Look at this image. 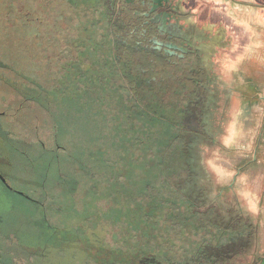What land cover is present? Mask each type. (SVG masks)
I'll list each match as a JSON object with an SVG mask.
<instances>
[{"label":"trees","instance_id":"16d2710c","mask_svg":"<svg viewBox=\"0 0 264 264\" xmlns=\"http://www.w3.org/2000/svg\"><path fill=\"white\" fill-rule=\"evenodd\" d=\"M36 1L0 0V105L5 107L0 125L30 133L40 152L42 145L47 154L41 165L43 182L34 181V188L39 187L34 203L44 208L46 246L41 250L46 248L47 264H211L208 246L218 245L225 235L223 220L215 208L201 210L203 201L184 196L174 186L189 175L190 168L186 135L163 115L166 104L178 106L183 100L179 82L169 78L161 58L153 65L144 50L130 63L116 58L105 5L102 50L98 54L96 45L92 48L96 53L88 46L95 66L102 70L93 79L95 87L86 89L64 80L59 85L65 95L60 96L67 99L57 107L32 103L33 90L43 99L54 80L62 77L52 72L50 57L41 54L44 48H37ZM44 3L41 0V6ZM51 10L56 31L69 44V31L75 35L77 28L66 31L59 23L62 13L52 6ZM57 45L50 49L66 47ZM13 76L21 87H10ZM90 92L94 97H89ZM57 181L70 182L72 188L56 190ZM108 188L113 199L131 204H118L119 211L102 210L99 201L107 199ZM57 200L70 207L52 206ZM114 216L129 223L117 233L104 220ZM45 235L37 236V245Z\"/></svg>","mask_w":264,"mask_h":264},{"label":"rangeland","instance_id":"374dc122","mask_svg":"<svg viewBox=\"0 0 264 264\" xmlns=\"http://www.w3.org/2000/svg\"><path fill=\"white\" fill-rule=\"evenodd\" d=\"M36 1V0H35ZM44 1V7L41 6V0L34 2L33 4V18L36 26L37 33V48L40 49L43 47L44 50L41 51L43 56L51 59L52 61V72L55 74H61L60 79L54 80V84H52V89H48V94L43 96V99L38 97L36 91L33 90V96L31 97L32 103H35L38 106H43L41 103L45 105V107L54 108L61 104V100L67 99L63 98L64 96H60L62 93L65 95V92L61 90V86L59 84L74 82L78 85L85 86L86 89L91 87H95V83L93 82L94 78H98L102 75V70H99L96 66V58L94 54L88 51V46H91L92 52L94 51L93 45L98 49L97 53L102 50V34L101 27L104 19L102 18L101 11L105 7L104 0H64L63 4H56L57 0H42ZM221 1V0H218ZM51 6L54 10H58L62 13L64 19L59 20L61 22L62 27L66 31L70 28H77L75 35H71V31H69L70 40L69 44L64 43V35L60 37L59 32L56 31V20L53 18V13L51 10ZM56 8V9H55ZM109 23H112V19H107ZM111 25V24H110ZM65 31V32H66ZM54 32H57L60 38L55 39L53 37L57 36ZM54 33V35H53ZM69 37V36H68ZM72 39V40H71ZM56 41V42H55ZM64 41V42H63ZM76 41V42H75ZM124 41V40H123ZM123 41L119 38L113 37L112 43L114 47V51L118 55H122V50L126 47L123 44ZM75 42V43H74ZM91 42L93 44H91ZM59 46L66 47L60 49V51L51 50V46L56 48ZM130 43H132L130 41ZM134 43V42H133ZM46 47V50H45ZM69 47V50H68ZM49 48V51L47 50ZM59 48V47H58ZM127 48L128 52L132 53L134 51V45H129ZM126 50V49H125ZM96 53V51H94ZM36 57L40 56L39 53H36ZM126 54V52H124ZM135 56L134 54H131ZM53 58V59H52ZM55 58V60H54ZM61 60V61H59ZM59 61V62H57ZM54 63H58L54 67ZM100 71V73H98ZM79 72H82L79 74ZM64 73H68V76L71 75L72 81H69L68 76ZM71 73V74H69ZM2 75V73H1ZM80 76L85 80H81ZM14 78V76H13ZM57 81V83L55 82ZM62 82V83H60ZM21 83L16 82L15 78L12 81L13 89H17ZM37 90L41 88L40 82L37 80L36 82ZM43 87V86H42ZM69 87V85H68ZM47 88V87H45ZM51 90V91H50ZM41 91V90H40ZM72 92V91H71ZM68 91H66V94ZM29 94V93H28ZM32 94V93H31ZM88 94V93H87ZM93 93H89V97H94ZM47 95H50V97ZM72 96V95H70ZM75 98V96H72ZM169 99V97L167 98ZM79 99L76 97L75 101ZM60 102V103H59ZM167 102V101H166ZM168 103V102H167ZM64 104V103H62ZM167 108L164 111L163 115L166 114L170 122L175 123L178 129H182L183 134H187L183 129V125L185 124L181 119V108L180 105L174 106L166 104ZM44 107V108H45ZM232 107V106H231ZM231 107H227V112H233ZM242 107V106H241ZM4 106L0 105V112L3 113ZM230 109V110H229ZM43 115L39 114V122L44 118L45 110H43ZM263 114H257L256 120L260 121L261 116ZM247 116V115H246ZM232 117V119H231ZM249 117V116H248ZM251 117V116H250ZM227 124L225 127L227 128L230 124L234 127L244 126V115H231L230 120H227ZM182 122V123H181ZM184 123V124H183ZM250 125L248 124V127ZM41 131V130H40ZM30 132V131H29ZM234 132H238V130H234ZM19 133V134H18ZM15 130H8L3 128L0 125V173L5 176L7 179V184L4 183L0 179V264H47V253L46 248L45 251L41 250L46 246V235H45V226H44V208L42 209V205L37 203L34 199H38L37 195L39 193V187L34 188V184L37 181L43 182L41 176L43 177V169L41 174V165L43 167L42 161L45 159L47 154L43 153L42 145L41 152L38 144H35L31 134L29 136L22 134L23 132ZM18 134V135H17ZM235 138V133L233 135V139ZM41 134H40V143H41ZM214 148H202L201 154L203 156L204 168L208 175L211 173L214 176V164L217 161H227L234 162L237 159V156L240 155L235 149L230 151L229 147L224 148V151L220 152V156H217V151L214 154ZM58 156V154H57ZM216 162V163H215ZM235 171L232 170V173ZM41 178V179H39ZM189 177L184 176L181 180H178L177 183H174L176 189L179 192H182L184 196H189L194 198V192L190 191L187 187ZM35 181V182H34ZM122 182L121 177L118 178V185ZM117 184V183H116ZM10 187H9V186ZM228 185V183H227ZM72 188L70 182L57 181V185L55 186L56 190H60L61 188ZM43 189V187H42ZM68 190V189H67ZM43 191V190H42ZM109 192V193H108ZM108 193V194H107ZM107 199L99 201V205L103 208L102 210L107 211H115L117 206L126 203L124 200L113 199V194L107 189ZM53 196V195H52ZM129 197V196H128ZM76 200H78L77 194L74 196ZM78 203L80 207L81 203ZM130 203V201H127ZM126 203V204H127ZM54 204V205H53ZM52 206L58 207H67L60 203L59 200L54 202ZM70 204V202H69ZM119 204V205H118ZM62 205V206H60ZM201 210H204V203H201ZM224 206L227 209L229 206H233L231 203H226ZM35 207L39 208L37 210ZM137 207V206H136ZM214 208V207H213ZM119 211L118 209H116ZM36 212L41 213V219L36 217ZM107 214V213H106ZM231 216H234V212L230 211ZM109 215V214H108ZM58 216V214H56ZM110 216V215H109ZM110 218V219H109ZM107 220L110 225L111 232H119L121 228H126L128 223L127 218L119 219V217H109ZM41 220V227H40ZM51 226V224H49ZM40 227V229L38 228ZM44 227V228H43ZM43 232V233H42ZM40 234L45 235L44 238L39 242L40 245H37L35 240L37 236ZM208 233H205L207 236ZM211 235V233H210ZM209 237V236H208ZM160 245L161 243L157 241ZM157 242L154 241V244ZM45 244V245H44ZM164 245V244H163ZM41 247V248H40ZM39 251L41 255L37 254L36 251ZM176 251V250H174ZM176 254V253H175ZM174 254V255H175ZM170 257L173 256V253L170 254Z\"/></svg>","mask_w":264,"mask_h":264},{"label":"flooded vegetation","instance_id":"af4514ba","mask_svg":"<svg viewBox=\"0 0 264 264\" xmlns=\"http://www.w3.org/2000/svg\"><path fill=\"white\" fill-rule=\"evenodd\" d=\"M104 1L113 36L124 40L126 54L121 60L130 63L135 57L131 54L144 50L153 65L161 58L169 78L179 82L190 165L187 187L195 194L207 192L212 178L204 168L201 149L219 144L226 118L230 120L232 91L220 67L231 54L226 48L229 35L240 42L241 25L228 13L229 0ZM155 8L157 12L150 13ZM170 42L177 46L173 54L166 51ZM129 45H134L135 53L127 51Z\"/></svg>","mask_w":264,"mask_h":264},{"label":"crops","instance_id":"0c3cea01","mask_svg":"<svg viewBox=\"0 0 264 264\" xmlns=\"http://www.w3.org/2000/svg\"><path fill=\"white\" fill-rule=\"evenodd\" d=\"M228 13L241 25L240 42L236 39L231 40L229 35L226 48L231 54L225 57L220 68L226 85L232 91L231 115L243 114L245 124L240 127L230 124L222 133L220 143L212 148L215 149L214 154L218 152L217 156H220V152L226 147H229L230 151L235 149L240 155L234 162H215L214 176L212 173L209 175L212 178L210 189L189 198L203 201L205 209L214 207L223 220L225 235L219 240L218 245L208 246L211 264H262L264 0H229ZM119 54H116V58L121 61L124 52L122 55ZM259 113L263 115L260 121H257L256 115ZM232 170L235 173H232ZM226 203L233 206L225 209ZM230 211L234 212V216H231Z\"/></svg>","mask_w":264,"mask_h":264},{"label":"water","instance_id":"95a60500","mask_svg":"<svg viewBox=\"0 0 264 264\" xmlns=\"http://www.w3.org/2000/svg\"><path fill=\"white\" fill-rule=\"evenodd\" d=\"M151 1L153 2V0H151ZM157 10H158L157 8H155V9H150V11H151L150 13H156ZM158 14H159V13H158ZM158 14H155L156 17L158 16ZM155 24H156V25L161 24L160 20L157 21ZM159 27H161V25H160ZM175 37H177V36H175ZM156 43L159 44L160 41H157ZM166 48H167L166 51H168L169 53L173 54V53H174L173 50H174V49H177V46L175 45V43L170 42V43H168V44L166 45ZM0 114H2V113L0 112ZM0 179H1L4 183L7 184V179H6L5 176H4L3 174H1V173H0ZM8 186H9V185H8ZM9 187H10V186H9ZM262 264H264V261L262 262Z\"/></svg>","mask_w":264,"mask_h":264}]
</instances>
